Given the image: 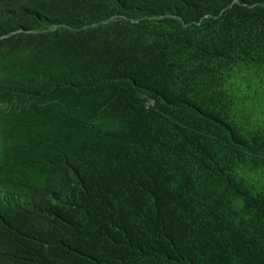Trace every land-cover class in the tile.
Returning <instances> with one entry per match:
<instances>
[{
  "label": "trees",
  "instance_id": "1",
  "mask_svg": "<svg viewBox=\"0 0 264 264\" xmlns=\"http://www.w3.org/2000/svg\"><path fill=\"white\" fill-rule=\"evenodd\" d=\"M0 264H264V0H0Z\"/></svg>",
  "mask_w": 264,
  "mask_h": 264
}]
</instances>
